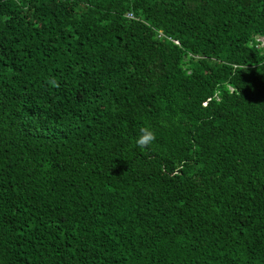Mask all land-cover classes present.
<instances>
[{
	"label": "trees",
	"instance_id": "1",
	"mask_svg": "<svg viewBox=\"0 0 264 264\" xmlns=\"http://www.w3.org/2000/svg\"><path fill=\"white\" fill-rule=\"evenodd\" d=\"M0 264H264V0H0Z\"/></svg>",
	"mask_w": 264,
	"mask_h": 264
},
{
	"label": "clouds",
	"instance_id": "2",
	"mask_svg": "<svg viewBox=\"0 0 264 264\" xmlns=\"http://www.w3.org/2000/svg\"><path fill=\"white\" fill-rule=\"evenodd\" d=\"M155 139H156V136H155L154 131L150 127L144 126L139 129V132L137 136L135 137L134 142L137 148L143 149L147 146L152 145Z\"/></svg>",
	"mask_w": 264,
	"mask_h": 264
},
{
	"label": "built area",
	"instance_id": "3",
	"mask_svg": "<svg viewBox=\"0 0 264 264\" xmlns=\"http://www.w3.org/2000/svg\"><path fill=\"white\" fill-rule=\"evenodd\" d=\"M130 16H131V14H130Z\"/></svg>",
	"mask_w": 264,
	"mask_h": 264
}]
</instances>
